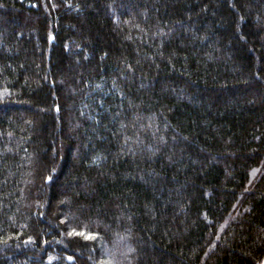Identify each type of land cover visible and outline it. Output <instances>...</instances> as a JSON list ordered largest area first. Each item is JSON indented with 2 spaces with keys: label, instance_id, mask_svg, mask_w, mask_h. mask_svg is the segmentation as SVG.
<instances>
[{
  "label": "trees",
  "instance_id": "trees-1",
  "mask_svg": "<svg viewBox=\"0 0 264 264\" xmlns=\"http://www.w3.org/2000/svg\"><path fill=\"white\" fill-rule=\"evenodd\" d=\"M0 264H264V0H0Z\"/></svg>",
  "mask_w": 264,
  "mask_h": 264
},
{
  "label": "snow or ice",
  "instance_id": "snow-or-ice-1",
  "mask_svg": "<svg viewBox=\"0 0 264 264\" xmlns=\"http://www.w3.org/2000/svg\"><path fill=\"white\" fill-rule=\"evenodd\" d=\"M88 238H92V237H88Z\"/></svg>",
  "mask_w": 264,
  "mask_h": 264
}]
</instances>
